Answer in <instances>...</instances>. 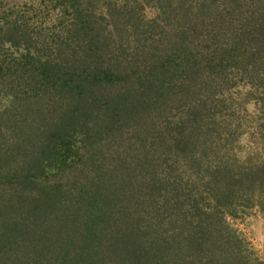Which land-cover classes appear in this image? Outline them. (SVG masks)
<instances>
[{
	"label": "trees",
	"instance_id": "1",
	"mask_svg": "<svg viewBox=\"0 0 264 264\" xmlns=\"http://www.w3.org/2000/svg\"><path fill=\"white\" fill-rule=\"evenodd\" d=\"M249 208L264 0L0 5V264H264L226 223Z\"/></svg>",
	"mask_w": 264,
	"mask_h": 264
},
{
	"label": "rangeland",
	"instance_id": "2",
	"mask_svg": "<svg viewBox=\"0 0 264 264\" xmlns=\"http://www.w3.org/2000/svg\"><path fill=\"white\" fill-rule=\"evenodd\" d=\"M24 0H0V5L7 3L20 4ZM145 14L149 11L146 9ZM235 104L238 106V111H235L234 116L240 124V129L244 132L240 135V147L246 148L253 144L251 133L254 130L255 120L253 116L252 102L250 107L247 100L240 98L235 99ZM238 102V103H237ZM246 105V109L242 108ZM226 223L234 230L238 237L242 240L246 253L253 258H261L264 249V216L261 215L255 208H249L247 211L240 212L236 217L227 216Z\"/></svg>",
	"mask_w": 264,
	"mask_h": 264
}]
</instances>
